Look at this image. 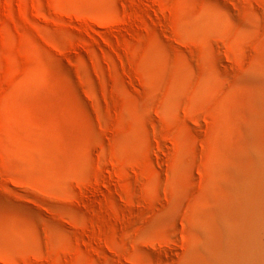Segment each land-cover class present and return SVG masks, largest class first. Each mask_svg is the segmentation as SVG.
I'll list each match as a JSON object with an SVG mask.
<instances>
[{
    "label": "rangeland",
    "instance_id": "rangeland-1",
    "mask_svg": "<svg viewBox=\"0 0 264 264\" xmlns=\"http://www.w3.org/2000/svg\"><path fill=\"white\" fill-rule=\"evenodd\" d=\"M263 58L264 0H0V264H176Z\"/></svg>",
    "mask_w": 264,
    "mask_h": 264
},
{
    "label": "bare ground",
    "instance_id": "bare-ground-1",
    "mask_svg": "<svg viewBox=\"0 0 264 264\" xmlns=\"http://www.w3.org/2000/svg\"><path fill=\"white\" fill-rule=\"evenodd\" d=\"M249 74V105L220 107L219 147L202 197L190 208L187 240L176 264H264V63ZM236 113L243 123L233 127ZM10 233L21 237L17 230ZM0 243L9 244L8 233H0Z\"/></svg>",
    "mask_w": 264,
    "mask_h": 264
}]
</instances>
